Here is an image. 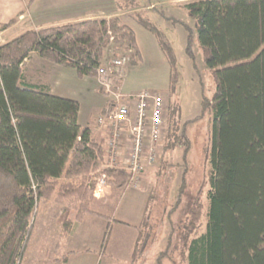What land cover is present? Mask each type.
Returning <instances> with one entry per match:
<instances>
[{"label": "trees", "instance_id": "obj_1", "mask_svg": "<svg viewBox=\"0 0 264 264\" xmlns=\"http://www.w3.org/2000/svg\"><path fill=\"white\" fill-rule=\"evenodd\" d=\"M185 8L196 22L215 90L211 100L203 102L212 113L205 181L179 222L180 253L187 264H264V0H198ZM15 22L0 23V34ZM138 22L154 31L148 22ZM156 37L169 65V100L156 172L160 183L150 190L136 227L132 264L140 261L181 202L183 178L176 207L169 209L176 164L168 158L177 147L187 154L191 145L187 124L179 125L178 107L171 101L179 81L176 56L159 33ZM193 41L189 35L186 53L191 58ZM127 51L134 53L132 58L140 56L135 33L118 16L45 27L0 45V264L23 260L41 199L55 195L60 204L76 201L77 218L102 216L104 210L94 192L95 172L105 161V139L81 127L77 101L26 85L24 62L37 54L79 78H96L109 54ZM106 173L115 189L124 191L130 185V173ZM106 244L105 237L103 250Z\"/></svg>", "mask_w": 264, "mask_h": 264}, {"label": "rangeland", "instance_id": "obj_2", "mask_svg": "<svg viewBox=\"0 0 264 264\" xmlns=\"http://www.w3.org/2000/svg\"><path fill=\"white\" fill-rule=\"evenodd\" d=\"M89 1L90 5L102 6L105 13L109 9L113 17H120L135 33L139 58H132L134 53L127 51L117 56L109 54L103 63V66L108 67L113 59L128 58L118 75L120 80H124L122 86L125 93H161L168 102L169 65L159 47L156 34L159 33L175 53L179 81L171 101L178 107L179 125L187 124L186 135L191 145L187 154L184 149L177 147L173 150L172 157H165L170 163L176 164V177L170 187L169 209L176 207L182 178L185 179L186 188L181 193V202L177 204L178 208L173 212L171 220L166 219L162 227H159L154 234L153 243L136 264H187L180 253L182 228L179 222L186 218L196 193L200 192L205 181V146L212 130V113L203 106V102L210 101L215 90L212 71L205 65L198 43L196 22L185 8L198 0H122L119 4L117 0H87V4ZM123 6L130 10L123 11ZM138 19L148 22L149 26L154 27V31L142 26ZM189 35L194 39L193 58L186 53ZM18 36L20 28L10 32L7 39L10 41ZM75 81L72 87L76 93H72L70 99L80 104L79 124L82 128L93 129L110 97L99 85L97 76H77ZM163 144L164 141L158 146L155 163L145 169L136 186L130 182L124 191L117 190L110 184L112 178L109 176L108 185L103 187L104 192L101 188L94 192L104 208L102 216L83 214L81 218H77L76 201L60 204L55 195L49 199H41L24 257H44L51 264L66 256L71 257L72 264H132L131 256L138 232L136 227L140 224L150 190L160 183L156 172L161 165ZM100 168L101 166L95 174L98 175ZM206 190L207 183L203 196ZM204 228L205 219L201 230ZM105 237L108 245L102 251ZM163 253L166 254L162 255ZM53 257L55 260L52 261Z\"/></svg>", "mask_w": 264, "mask_h": 264}, {"label": "built area", "instance_id": "obj_3", "mask_svg": "<svg viewBox=\"0 0 264 264\" xmlns=\"http://www.w3.org/2000/svg\"><path fill=\"white\" fill-rule=\"evenodd\" d=\"M127 60L113 59L108 67L97 71V81L110 99L106 111L97 119V128L105 139V161L98 171L95 193L108 185L110 177L106 170L110 169L130 173L136 186L145 169L155 163L164 138L167 100L161 93H125L124 80L118 75Z\"/></svg>", "mask_w": 264, "mask_h": 264}, {"label": "crops", "instance_id": "obj_4", "mask_svg": "<svg viewBox=\"0 0 264 264\" xmlns=\"http://www.w3.org/2000/svg\"><path fill=\"white\" fill-rule=\"evenodd\" d=\"M90 4L91 2L87 4V0H0V23L6 24L16 20L9 29L0 34V45L8 42L7 35L18 28H20V35H22L50 26L76 23L86 19L113 17L109 9L108 13H105L102 6ZM23 76L26 85L46 89L54 96L70 99L72 93H76L72 87V83L77 80L75 71L53 65L37 54H32L24 62ZM91 130L93 137H103V133L98 130L97 126ZM104 190L101 191L104 192ZM112 227L110 231H112ZM39 258L24 257L22 261L23 264H51L50 261L47 263L43 259L44 257ZM53 260H55L54 257ZM61 264H72L71 257Z\"/></svg>", "mask_w": 264, "mask_h": 264}]
</instances>
